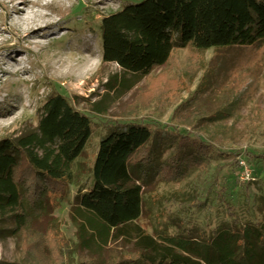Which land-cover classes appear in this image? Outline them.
<instances>
[{
	"label": "trees",
	"instance_id": "obj_1",
	"mask_svg": "<svg viewBox=\"0 0 264 264\" xmlns=\"http://www.w3.org/2000/svg\"><path fill=\"white\" fill-rule=\"evenodd\" d=\"M100 29L102 61L117 63L136 78L150 75L169 62L174 50L185 47L194 54L241 48V64L264 49V0H139L104 16ZM198 69L196 62L188 78ZM238 83L233 79L231 93L240 91ZM181 85L179 78H161L143 96L173 103ZM92 133L89 116L55 93L42 106L35 130L15 141H0V219L18 237L21 264L67 263L53 209L73 183L75 264H264V215L243 222L232 213L231 220L209 232L193 234L191 229L162 237L138 222L153 177L184 180L203 166L210 145L197 137L174 136L170 153L157 161L153 131L144 121L113 124L100 140L85 180L78 182L75 164ZM120 240L132 244L131 249L116 253L113 244Z\"/></svg>",
	"mask_w": 264,
	"mask_h": 264
},
{
	"label": "rangeland",
	"instance_id": "obj_2",
	"mask_svg": "<svg viewBox=\"0 0 264 264\" xmlns=\"http://www.w3.org/2000/svg\"><path fill=\"white\" fill-rule=\"evenodd\" d=\"M137 1L0 0V141H15L35 130L46 99L61 93L93 123L85 152L75 164L78 182L85 180L100 140L113 124L144 121L153 131L157 161L170 153L174 136L189 135L210 145L203 166L184 180L153 177L138 221L147 232L157 237L191 229L193 234L209 232L231 220L232 213L243 222L262 219L264 49L241 65V48L195 54L189 47L179 48L167 64L136 78L117 63L102 61L100 24L104 16ZM12 6L22 13H14ZM196 62L198 72L189 79L188 70ZM236 64L241 65L238 70ZM161 78L182 81L173 103L143 96ZM233 79L240 83L235 94L229 90ZM240 160L250 168V179L242 178ZM76 190L71 184L53 209L66 264L79 260L74 252L77 229L70 218ZM7 223L0 219V264H21L22 246ZM122 243L113 244L116 253L131 249L132 244Z\"/></svg>",
	"mask_w": 264,
	"mask_h": 264
},
{
	"label": "built area",
	"instance_id": "obj_3",
	"mask_svg": "<svg viewBox=\"0 0 264 264\" xmlns=\"http://www.w3.org/2000/svg\"><path fill=\"white\" fill-rule=\"evenodd\" d=\"M240 165H241V168L243 170V172L241 174L242 178L243 179H250V177H251V170L247 166V164L245 163V161L240 160Z\"/></svg>",
	"mask_w": 264,
	"mask_h": 264
},
{
	"label": "bare ground",
	"instance_id": "obj_4",
	"mask_svg": "<svg viewBox=\"0 0 264 264\" xmlns=\"http://www.w3.org/2000/svg\"><path fill=\"white\" fill-rule=\"evenodd\" d=\"M25 1H26V4H29L28 0H25ZM12 10H13V12L16 13L17 15L22 13L21 10L15 8L14 6H12ZM18 17H19V16H18ZM18 17H17L16 19H18Z\"/></svg>",
	"mask_w": 264,
	"mask_h": 264
}]
</instances>
